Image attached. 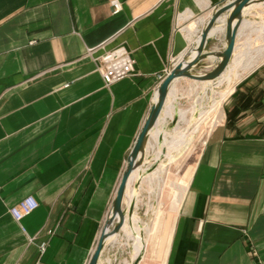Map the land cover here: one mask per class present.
I'll return each mask as SVG.
<instances>
[{
	"label": "crops",
	"instance_id": "obj_1",
	"mask_svg": "<svg viewBox=\"0 0 264 264\" xmlns=\"http://www.w3.org/2000/svg\"><path fill=\"white\" fill-rule=\"evenodd\" d=\"M111 1L0 0V264H88L158 76L177 63V33L194 45L224 0H118L117 14ZM247 13L233 61L241 55L263 61L249 72L229 71L237 75L236 87L211 111L218 118L202 136L193 178L177 202V220L166 226L167 250L156 264H264V27L262 44L250 41L264 24V3ZM227 15L213 28L208 50L225 48ZM247 31L246 50L238 54ZM120 46L136 61L135 73L106 87L96 59ZM213 61L208 57L198 71L211 70ZM186 81L193 80H178L170 96L174 115L186 114L173 130H167L173 119L162 114L157 128L164 140L191 118L195 105L178 108ZM220 82L214 86L225 87ZM195 108L198 117L206 111ZM152 143L147 162L157 148L167 159L164 142ZM27 196L40 206L18 223L9 209ZM157 233L156 222L148 235ZM148 261L146 249L139 264Z\"/></svg>",
	"mask_w": 264,
	"mask_h": 264
},
{
	"label": "water",
	"instance_id": "obj_2",
	"mask_svg": "<svg viewBox=\"0 0 264 264\" xmlns=\"http://www.w3.org/2000/svg\"><path fill=\"white\" fill-rule=\"evenodd\" d=\"M262 3H264V0H224L219 2L214 8L211 18L204 26L201 35L191 47L186 43L183 35L177 33L175 41L176 47L173 53V58H177V63L157 88L147 120L139 132L140 134L132 147L131 153L126 159L127 167L122 174V180L116 191V197L111 204V209L100 232L98 243L88 264H101V262L102 264H107L104 261V257L109 252L108 249L110 243H112H109L108 240L110 237L120 236L128 221L131 225V221L127 219V214L131 217L135 212L137 213L138 207L135 201L130 203V207L126 204L128 197L127 190L133 178L132 176L138 171V178L134 182L135 186L132 190L136 194H140L141 184L145 178V174L153 168L147 162L149 146L154 132L161 121V116L168 106V99L171 96L172 87L180 79L200 82L205 87L217 83L233 62V55L237 46L236 40L243 29L242 27L246 21L248 10L251 7L262 5ZM226 13L228 15L224 19L222 26L226 46L218 52L210 51L208 50V46L212 44L210 34ZM208 57L214 58L213 68L206 72H199L198 67ZM194 117L197 119L198 114L195 113ZM180 118L182 117H180L177 111L171 124L167 126V130H173L178 125ZM158 142L159 144L164 142V135L160 134ZM140 235L143 239L145 238L143 231ZM145 248L144 246L141 249L137 257H133L130 264L140 263L145 255ZM110 255L112 259L113 254L111 253Z\"/></svg>",
	"mask_w": 264,
	"mask_h": 264
},
{
	"label": "rangeland",
	"instance_id": "obj_3",
	"mask_svg": "<svg viewBox=\"0 0 264 264\" xmlns=\"http://www.w3.org/2000/svg\"><path fill=\"white\" fill-rule=\"evenodd\" d=\"M263 27H264V24H263V26H260L259 28H257V31H259V32L255 31L257 33V36L253 35L250 38V41L251 42L254 41L256 43L255 44L256 46L262 44V42H260L259 39H260V35L262 33V30H263ZM249 31L251 32V30H249ZM249 31H247L246 35L243 36L240 40L241 43H240V48H239L238 54H240L241 52L246 50V45L249 42L247 40ZM222 79H223V77H221V79L218 81L220 82ZM214 85L215 84H212V87H214V88L209 86L208 88H210V89H208V91H207L206 87L204 85H203L204 90H200V87H196V83H194L193 81L192 82L186 81L185 83H183V86L185 88L183 94L185 95V98L182 99L181 101H179L180 104H178V108L186 111V110L191 109L193 107V105L200 106V104H201L200 107L206 106L205 109L209 110L210 107L214 106L212 104L217 103L219 101V99H220L219 95H221L222 91L225 88L223 86L219 87V86H214ZM217 92L220 94H218ZM216 97L219 99H217ZM214 100H216V101H214ZM193 110H194V107H193ZM196 114H198V112H196ZM194 115H195V113H194ZM194 115L191 116L192 119H193ZM187 118H189V117H187ZM217 118H218V116H217L216 112H212L210 115L208 114V116L206 118L207 119L206 120L207 125L204 126L203 128H201L202 132H200V134L198 133V138H196V141L193 144H191L188 149L183 148L182 149V151H184L183 153L177 154L180 152H174V155H176L178 157L175 161H169L168 159L163 160V164H164V168H165V169L163 168L164 172L160 175L161 176L160 179H157V180H155L156 182L152 183V188H153L152 191H151V187H150L151 182H149L147 180L146 176L150 175L153 171L158 170L161 167V163L156 162L152 159L154 157V155H156L158 148L154 149L150 153V156H151L150 161L151 162L149 161V166L150 167L152 166L153 168L150 172L148 171L145 174L146 178H144L142 181L138 205H137L138 206L137 214L139 216V220H141V222L143 221L142 223L144 225L141 223V226L143 225L142 228L144 229L143 230L144 235L148 239L146 249H148V255H149L148 263L149 264H156L157 262L159 263L160 260H162L163 256L166 253V250H167L166 249V246H167L166 245V240H167L166 239L167 238L166 226L168 223L169 224L171 223V225L174 224L175 221L177 220L176 217H177V215L181 209V207H180V209L178 210L177 202L180 201L182 194H184L183 189H185L186 185L189 182V179L191 177L193 178L192 174L195 170V166L198 162L197 159H198V156L200 154V150L202 148V146H201L202 142H203L202 136L205 134V132L209 128H211V129L214 128L212 126H213V124ZM198 130H199V128H198ZM180 136H181V134L179 133V135H177L176 138L178 139ZM178 142L179 141L176 140L175 142H172V143L176 146L178 144ZM164 161H166V162H164ZM134 186H135V183L132 185V189L134 188ZM142 189H144V190H142ZM151 200H152V202H151ZM144 220H145V222H144ZM156 222L158 224V233H157V236L155 238L154 237L152 238V236L148 235V233L146 232V229L147 228H149V229L153 228V226ZM146 226H148V227H146ZM119 238H120L119 243L120 242L121 243L120 244L119 243L114 244V246H115L114 249H112V251H109L106 254V256L104 257L105 262H106V260L111 259V255H110L111 253L114 255V256H112V259H111L112 264H121V262H123L125 260L128 261V260H130L131 257H133V255H132V253H133L132 241H130L127 238V235H125V233H121V236ZM127 244H128V246H127ZM116 246H117V248H116Z\"/></svg>",
	"mask_w": 264,
	"mask_h": 264
},
{
	"label": "bare ground",
	"instance_id": "obj_4",
	"mask_svg": "<svg viewBox=\"0 0 264 264\" xmlns=\"http://www.w3.org/2000/svg\"><path fill=\"white\" fill-rule=\"evenodd\" d=\"M223 20V19H222ZM222 20H219L220 22ZM246 22V21H245ZM223 25V24H222ZM246 25V24H245ZM248 28V27H247ZM221 28H219L220 30ZM213 31V30H212ZM214 32H217L216 29H214ZM219 32V31H218ZM212 33V32H211ZM214 35V34H213ZM242 53V52H241ZM250 59V58H249ZM247 57H245V55H241V56H238L235 58V60L233 61V63L231 64V66L229 67V69L226 71V73L223 74V79L221 80L220 82V85L223 83L225 85V88L224 90L222 91L221 95H219L218 97L221 99L229 90V88L232 86V89L235 88V80H237V75H235L233 77L230 76V70H233L235 68V66H238L239 68L243 69V71L245 72H249L250 68L253 67L254 65H257L258 63H260L261 61H263L262 59H250L249 60ZM212 63V62H211ZM249 63V64H248ZM248 65V66H247ZM250 65V66H249ZM236 69V68H235ZM208 85V84H207ZM211 86L212 87V84L211 85H208L206 87H209ZM214 88V87H212ZM210 89V88H209ZM211 92V91H210ZM218 93V92H217ZM220 94V93H218ZM209 95V94H208ZM214 96V95H213ZM214 98V97H213ZM217 98V97H216ZM217 98V99H219ZM219 99V100H220ZM216 101V100H214ZM172 100H171V97L168 99V106L165 110V116L167 118H170V119H173V115H174V103L172 104L171 103ZM213 102V101H212ZM211 102V103H212ZM219 102V101H218ZM217 102V103H218ZM201 103V102H200ZM217 103H214L212 105H214L213 107H210L209 110H206L205 112H201L200 110V113H199V117L193 121V123L191 124V121L192 119L191 118H187L188 120L186 121L187 122V126H185L183 129H176L170 136L171 137H166L165 136V140H164V145L167 147V153L165 154L164 157H166L169 161H175L177 156L174 155V152H180L183 148H187L189 147V145L191 144L194 136L196 135V133L198 132V128L199 126L204 122L206 121L207 119V116L208 114L210 115L211 111L213 110V108L216 106ZM170 104V105H169ZM176 104V103H175ZM199 105V104H198ZM203 105V104H202ZM201 106V104H200ZM199 106V107H200ZM197 105L194 106V110L192 109L191 112H190V116L194 115L195 113V110ZM206 107V106H205ZM201 108V107H200ZM199 109V108H198ZM205 110V109H204ZM181 111V110H180ZM197 111V110H196ZM203 111V110H202ZM186 114L183 113V112H180V116L181 117H184ZM164 115V114H163ZM163 133L161 130H158V128L155 130L154 132V136H153V139L155 141L156 144H158V138H159V135ZM179 133L181 134V136L177 139V135H179ZM165 135V134H164ZM169 136V135H168ZM176 140H178V144L175 146L172 142H175ZM154 143V144H155ZM153 143L151 144V146L154 145ZM161 148V146H160ZM152 150V149H151ZM164 151V150H163ZM186 151V150H185ZM158 152V151H157ZM183 152V151H182ZM163 153V152H162ZM179 154V153H177ZM181 154V153H180ZM155 160L156 162H160L161 163V167L156 170V171H153L150 175L146 176L147 177V180L149 182H151V191L153 190L152 188V183L153 182H156L155 180L157 179H160L161 178V174L164 172V164H163V161H162V158H161V151L158 152V154H156L155 156ZM163 157V156H162ZM151 162V161H150ZM166 162V161H164ZM176 164V163H175ZM164 168V169H163ZM167 168V167H166ZM138 176V171L134 173V175L132 176V180L129 184V187H128V197H127V200H126V204L127 206L130 205V203L132 201H135L136 203V206L138 205V200H139V193L136 194L135 192H133L132 190V185L133 183L137 180V177ZM145 177V178H146ZM144 185V184H143ZM159 189V188H158ZM144 190V189H142ZM159 191V190H158ZM159 196V195H158ZM150 197V196H149ZM153 197V196H152ZM142 198V197H141ZM146 200V199H145ZM156 200V199H155ZM152 202V200H151ZM140 203V202H139ZM158 203V202H157ZM153 204V203H152ZM130 207V206H129ZM138 207V206H137ZM152 207V206H151ZM140 215V214H139ZM147 216V215H146ZM152 216V215H151ZM127 219L131 221V225L129 223V221L126 223V225L124 226V230H123V233H125V235H127V238L132 241L133 243V246H132V255L133 257H137L138 254L140 253L141 249L145 246L146 247V240L147 238L145 237L144 239L141 237L140 233L144 230L142 228V226L144 225L141 220H139V216L138 214L135 212L131 217H129V215L127 214ZM145 222V220H144ZM140 223H142L143 225L141 226ZM148 227V226H146ZM146 232L149 234V228L146 229ZM123 235V234H122ZM121 236V235H120ZM120 236H113V237H110V239L108 240V242H116ZM119 241V240H118ZM121 241V240H120ZM123 242V241H122ZM121 243V242H120ZM119 243V244H120ZM130 244V243H129ZM125 245V244H124ZM114 246V245H113ZM128 246V244H127ZM115 247V246H114ZM123 247V246H122ZM117 248V246H116ZM122 251V250H121ZM109 255V254H108ZM114 256V255H113ZM115 259V258H114ZM123 260V259H122ZM129 261V260H128ZM118 263V262H117ZM128 263V262H127ZM102 264V262H101ZM108 264V263H107ZM110 264V263H109Z\"/></svg>",
	"mask_w": 264,
	"mask_h": 264
},
{
	"label": "built area",
	"instance_id": "obj_5",
	"mask_svg": "<svg viewBox=\"0 0 264 264\" xmlns=\"http://www.w3.org/2000/svg\"><path fill=\"white\" fill-rule=\"evenodd\" d=\"M114 14H117L122 9V4L118 0L111 1ZM99 62V74L102 76L106 87H110L119 81L133 77L135 73L136 61L132 58L131 53L125 46H120L117 49L108 50L102 56L96 59ZM171 69H165L158 76L160 83L169 75ZM40 206L38 199L34 196H27L21 202L11 207L9 210L16 222L20 223L22 219L32 215ZM45 247L41 248V252ZM257 253L254 254L256 256Z\"/></svg>",
	"mask_w": 264,
	"mask_h": 264
}]
</instances>
